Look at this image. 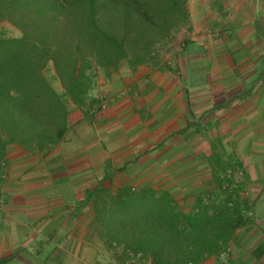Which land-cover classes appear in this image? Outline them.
<instances>
[{
  "label": "crops",
  "instance_id": "crops-1",
  "mask_svg": "<svg viewBox=\"0 0 264 264\" xmlns=\"http://www.w3.org/2000/svg\"><path fill=\"white\" fill-rule=\"evenodd\" d=\"M192 9H203L201 18L204 24L213 26L218 23L224 27L219 34L189 37V44L204 52L199 62L205 78L203 87L219 90L222 97L209 109L196 107L200 110L198 115L203 113L202 109L208 111L205 114L218 112L220 121L229 125L226 131L224 126L219 127L220 136L226 137L222 141L233 143L234 139L238 147L227 150L225 143L223 152L232 150L253 154V170L259 177L256 184H262L264 98H260V92L256 91L252 100H236L232 96L238 92L232 91L244 87L243 75L237 77L236 74L264 71V0H194ZM202 42L203 48L199 47ZM192 54L189 49L186 55L190 57ZM177 61L181 67L180 60ZM191 61L182 63L188 72L194 64ZM102 75L101 78L93 76L82 107L70 103L67 129L61 142L49 147L41 160L22 163L23 169L15 166L9 172L11 184L5 188V194H0V259L5 260L3 264H47L48 251L46 256L35 255L32 251L35 239L42 242V249L47 246L55 250L66 245L65 250L71 251L64 254L66 263L80 264L77 253H72L78 248V245L73 247L76 241L64 242L61 237L81 231L77 218L85 211L88 214V210L82 207L90 192L85 187H93L99 178L105 176L99 177L97 172L105 160L108 164L117 161L118 164L112 167L115 169H133V165L140 169L139 162L147 152L167 151L179 154L170 161V168H173L178 161L185 162L181 154L188 146L191 160L196 161L193 168L211 169L207 161L212 152L210 144L203 140L191 144L190 139L182 140L186 133L182 131L185 124L191 122L189 119L197 118L194 115L195 100H188L185 93L191 85H185L187 76L170 70L152 71L144 65L127 66L123 73L106 72ZM223 91L227 93L224 95ZM227 96L231 98L224 100ZM94 104L95 108L92 107ZM201 157L203 163L198 162ZM239 159L243 162L250 160L242 156ZM259 175L263 182L259 181ZM209 177L210 173L204 181L209 182ZM193 179L194 184L200 181L197 177ZM263 206L259 202L254 206V217H259L258 222L264 220L261 221ZM254 226L257 233L254 236L248 234L244 244L249 248L259 243L263 246L252 252L249 264H264V226ZM47 234L55 240L48 243ZM207 262L214 263L212 258ZM245 262L242 258L238 264Z\"/></svg>",
  "mask_w": 264,
  "mask_h": 264
},
{
  "label": "trees",
  "instance_id": "trees-1",
  "mask_svg": "<svg viewBox=\"0 0 264 264\" xmlns=\"http://www.w3.org/2000/svg\"><path fill=\"white\" fill-rule=\"evenodd\" d=\"M185 2L0 0V20L21 32L0 37V174L7 144L32 143L42 151L63 138L67 103L82 107L93 82L89 59L103 69L122 59L130 66L145 63L169 30L186 21ZM48 61L60 92L42 74ZM107 190L93 188L84 202L98 218L102 213L103 237L148 253L153 264H194L218 254L241 218L229 196L217 205L198 198L184 212L165 189L102 194Z\"/></svg>",
  "mask_w": 264,
  "mask_h": 264
},
{
  "label": "rangeland",
  "instance_id": "rangeland-1",
  "mask_svg": "<svg viewBox=\"0 0 264 264\" xmlns=\"http://www.w3.org/2000/svg\"><path fill=\"white\" fill-rule=\"evenodd\" d=\"M193 1L194 0H186L185 2L187 10L186 21L175 27L173 26V28L169 30L168 35L155 45L147 61L139 65H144L152 71L161 72L170 70L175 74L187 76L188 78L185 77V85H192L185 89L187 99L195 100L193 101L195 102L194 109H196V107L202 108L203 106H206L205 109H209V106H214L215 102L221 100L222 97L221 94L218 93L220 92L219 90L203 87L205 78L204 73L202 71L200 72L199 62L201 60L200 56H202L204 52L199 50L200 48L193 47V45L189 44V37L195 34H205V36L219 34V32H223L224 27H221L218 23L213 26L204 24V19L201 18L204 11L203 9L199 11H197V9H192ZM20 35V30L12 22L7 19L0 20V37L16 38ZM203 43L204 42H202V45L199 47L203 48ZM189 49H191L195 55L192 54V56L187 57L186 54H188ZM193 56H195V59ZM190 59H192L191 62L194 64L190 66L191 71L188 72L182 63ZM177 60H180L179 64L181 67L178 66ZM89 64L88 74L90 73L92 77L95 76L98 78L103 77L102 74H106V72L115 74L119 71L123 73L124 70L127 69V66L130 67L127 59H122L117 63V66L107 69H103L101 66L97 65L92 58L89 59ZM41 71L57 92L62 91L61 83L56 76L51 61H48ZM236 75L237 77L243 75L241 80L244 82V87L241 90H239L240 88L234 89L232 92L237 91L238 93L232 96L233 98L235 97L236 100H252L253 97H256V91L260 92V98H264V71ZM225 91H223L224 95L227 93ZM229 98L231 97L227 96L224 100ZM67 105L69 109L70 102H68ZM92 107L95 108V104ZM201 112L203 113L198 115L200 110L196 109V113L193 114L197 118H191L189 119L191 122L185 124L182 131H186V133H184L185 136L182 140L187 141L190 139V144L195 140L196 143L199 140L209 143L212 152L207 161L211 169L204 170L203 166L193 168L196 161L193 162L191 160V154L187 152L188 146L185 147L187 148L185 149L186 151L181 154L185 162L178 161V165L173 168H170L172 165L170 161L179 154L152 150L147 152L139 162L142 169H139L137 165L133 164V169H115L112 167L118 164L117 161H112V164H108L106 160L103 161L97 172L99 177L103 174H105V176L99 178L98 182H96L93 187L86 186L85 188L87 191H91L93 188H98L100 186L107 188L108 190L102 193L107 196L115 192H136L142 188L165 189L172 195L174 202L184 212L193 210V207L198 203V198L202 199L207 205L211 203L217 205L220 201L222 202V200L229 196L231 202L235 205L237 213L241 216L238 221V227L234 229L230 240L221 252L218 254L206 255L202 260L194 264H211L207 262L208 258H212L213 264H238L242 258L246 260L245 264H249L252 252L263 246V244L259 243L255 247L249 248L244 242L248 234L255 235L257 233V228H255L254 225L258 227L262 226V228L264 226L263 217H261V221L263 220V222H258L259 217H254L256 214L255 204L257 202L262 205L264 204V192L260 191L264 190V182L261 180V175H259V181L263 183L259 185L256 184V180H258L259 177L253 170V165H255V163L252 162L253 154H240L232 150L223 152L224 148L222 145L225 143L227 150L230 148L238 149V147L235 145L236 141L234 139L233 143L222 141L225 140L226 137L220 136L218 132L219 127L224 126V131H226L229 125L226 122L223 124L222 120L220 121L218 112L213 111L212 114H205L208 111H203V109ZM61 140L56 144H59ZM174 143L177 144V141H173V144ZM167 147H170V145ZM169 150L172 149L170 148ZM46 151L47 149H43L42 151L37 149L32 143L22 147L14 143L7 144L6 159L2 165L3 167L0 174V194H5V188H8L7 185L11 184L9 172L11 173V171L15 169V166L23 169L24 166L21 165L22 163L26 164V162L32 163L41 160ZM241 156L244 157V159L248 157L250 160H245L243 162L239 159ZM16 158L19 159L17 160ZM199 161L203 163V157L199 158L198 162ZM163 162L165 163L164 165ZM209 173V182L204 181V178ZM195 177L199 178L200 181L194 184L193 182L195 179L193 178ZM261 197L262 199H260ZM1 203H3V201H1ZM82 207H84V210H88V214H86L87 211H85L83 216H78L79 218H77V222L80 221L79 223H81V231L64 234L61 237L62 241L65 240L64 242L69 239H71V241L72 239L76 241L73 247L78 245V248L72 253H77L80 258V264H153L148 253L138 250L131 251L129 249H123L122 243L119 240L109 242V240L102 235V213L100 212L98 218V215L92 211V208H87L86 205ZM212 208H210V210H212ZM261 209L263 210L264 206ZM105 230H107V228ZM48 235L49 234H47L48 243L55 240L49 238ZM34 242L35 248L32 251L35 255L46 256L48 251L47 264H67L65 261L67 256L64 257V254L70 253L71 251L69 249L65 250V248H67L66 245L55 250H50L47 246H44L42 249V242L40 240L35 239Z\"/></svg>",
  "mask_w": 264,
  "mask_h": 264
}]
</instances>
